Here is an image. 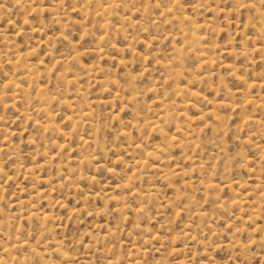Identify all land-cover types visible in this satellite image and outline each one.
I'll list each match as a JSON object with an SVG mask.
<instances>
[{
    "label": "rangeland",
    "instance_id": "1",
    "mask_svg": "<svg viewBox=\"0 0 264 264\" xmlns=\"http://www.w3.org/2000/svg\"><path fill=\"white\" fill-rule=\"evenodd\" d=\"M0 264H264V0H0Z\"/></svg>",
    "mask_w": 264,
    "mask_h": 264
},
{
    "label": "bare ground",
    "instance_id": "2",
    "mask_svg": "<svg viewBox=\"0 0 264 264\" xmlns=\"http://www.w3.org/2000/svg\"><path fill=\"white\" fill-rule=\"evenodd\" d=\"M189 104V103H188Z\"/></svg>",
    "mask_w": 264,
    "mask_h": 264
}]
</instances>
